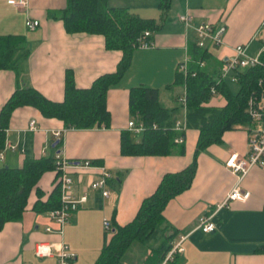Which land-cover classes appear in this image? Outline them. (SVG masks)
Listing matches in <instances>:
<instances>
[{
	"label": "crops",
	"instance_id": "obj_1",
	"mask_svg": "<svg viewBox=\"0 0 264 264\" xmlns=\"http://www.w3.org/2000/svg\"><path fill=\"white\" fill-rule=\"evenodd\" d=\"M8 1L0 0V35L24 37L29 50L24 76L49 100H63L68 71L78 88H86L100 75L116 70L122 52L107 49L103 35L66 31L57 15L66 0H25L24 7ZM159 3L160 0H107L109 7L127 8L159 24L158 29L150 32L153 46L135 49L129 68L109 89L108 126L67 129L61 120L46 118L32 106H21L12 112L5 144L13 145L14 149L3 150L0 167H20L26 158L52 155L54 133L60 132L59 150L63 157L90 160L110 172V195L103 197L100 191L89 187L99 175L98 169H69L73 195L85 193L86 202L72 213L62 232L57 231L59 226L49 211L28 209L20 220L5 223L0 229V264H58L55 249L61 243L75 253L71 264H94L107 239L103 219L110 220L112 229L131 221L162 176L184 169L194 158L196 170L190 187L170 199L163 211L165 219L178 231L174 244L179 241L183 248L164 264H264V165L249 169L239 182V187L249 193L246 200L222 204L238 181L237 175L225 165L226 159L233 152L244 156L248 151L245 128L224 131L221 142L207 146L196 156L199 131L188 127L183 147L178 146L172 154L120 152L121 133L128 131V121L137 120L130 113L129 89L140 84L156 88L160 105L172 110V121H185L186 111L179 102L184 87L174 82L179 63L189 53L191 41L195 42L194 27L205 22L226 25L223 44L208 51L214 63L220 64L232 56L236 45L245 46L247 54L256 56L261 50L257 33L264 20V0H170L165 11ZM181 15L191 18V27L185 26ZM27 19H36L39 25L29 30ZM20 80L13 70H0V110ZM208 104L220 107L225 99L217 94ZM30 121H34L36 129L29 128ZM130 134L133 141L141 139V134L140 137H135L132 131ZM52 177L53 172L46 173L42 186L48 188ZM201 216H210L214 231L205 233L197 228ZM47 227L51 230L47 231ZM39 242L53 244V255L37 257L34 247ZM135 244L139 243H133L128 250ZM136 250L138 257L124 264H142L150 252L142 244Z\"/></svg>",
	"mask_w": 264,
	"mask_h": 264
},
{
	"label": "trees",
	"instance_id": "obj_2",
	"mask_svg": "<svg viewBox=\"0 0 264 264\" xmlns=\"http://www.w3.org/2000/svg\"><path fill=\"white\" fill-rule=\"evenodd\" d=\"M170 0H160L165 11ZM68 33L101 34L107 49L120 50L122 57L114 72L97 77L86 88H78L70 71L66 73L64 98L51 101L32 87L25 78V61L29 50L22 35H0V70H13L20 83L0 110V150L4 148L6 129L12 112L21 106H32L46 118H57L67 129H91L106 127L110 121L107 107L109 89L117 84L129 68L137 39L145 31L158 29L154 19L142 18L124 7H109L107 0H66L65 7L57 14ZM190 62L188 73L177 71L174 84L185 87L186 119L188 128L199 131L195 156L213 143L222 140L226 130L238 125L251 127L246 112L248 99L260 92L259 79L264 74V50L258 57L259 65L236 69L230 76L215 85L221 63H214L210 52L189 44ZM204 61L200 67L198 62ZM212 68V69H211ZM195 73V75H194ZM225 99L223 106H211L210 88ZM180 102V101H179ZM182 105V103L180 102ZM183 106V105H182ZM130 113L142 121L146 129L139 141H133L130 131H123L120 152L123 155H169L183 143L174 141L179 135L171 119L172 110L163 108L158 90L140 84L129 89ZM153 124L156 127H153ZM264 124V116H263ZM62 139L54 146L61 148ZM181 151V150H180ZM196 170L195 158L191 164L178 172L165 173L156 189L142 200L134 218L122 226H115L107 233V239L94 264H124L123 257L133 243L145 245L149 254L142 264H162L173 248L178 231L165 219L164 208L170 199L188 189ZM53 172L49 187L41 184L43 176ZM60 206L59 173L55 170L53 155L26 158L20 167H0V229L9 221H18L23 213L32 209L51 211Z\"/></svg>",
	"mask_w": 264,
	"mask_h": 264
},
{
	"label": "built area",
	"instance_id": "obj_3",
	"mask_svg": "<svg viewBox=\"0 0 264 264\" xmlns=\"http://www.w3.org/2000/svg\"><path fill=\"white\" fill-rule=\"evenodd\" d=\"M11 5L17 7H24L27 5L25 0H9ZM180 20L185 24L186 27H191V18L187 15H181ZM39 25V21L36 19H27L26 27L29 30L35 29ZM195 30V43L199 48L209 51L211 48H218L223 44V37L226 32V25L224 23L214 26L212 23L205 22L200 23L194 27ZM150 32L145 31L136 41V48L146 49L153 46L150 40ZM257 36L261 41V50H264V20L261 22ZM259 55V54H258ZM258 55L251 56L247 54L246 48L243 45H236L233 47V55L221 61L220 73L216 77L215 85L219 84L226 78H231V81H236L235 76H230V74L236 69H242L246 67H252L261 64ZM189 53L186 55L185 59L179 63L178 71L182 72L184 75L188 73V66L190 62ZM200 67L205 65L204 61L198 62ZM195 75V73H194ZM215 85L210 88V93L212 96L219 94ZM258 85L260 86V92L258 97L251 95L248 99L246 112L251 118V127H245L238 125L237 128H245L248 132V151L246 155L240 156L233 152L226 159L225 165L232 170L233 173L237 175V183L228 193L226 200L222 203L227 204L229 200H246L249 196L247 191L242 190L239 187V182L245 176V174L254 166L264 165V74L259 79ZM179 101L182 103L185 109L186 95L185 87L182 95L179 97ZM174 128L180 132L174 139L177 143L184 142V133L186 130L185 121L177 120L174 123ZM128 130L135 134H141L145 131L146 125L142 121L130 120L127 123ZM155 128L156 125L153 124ZM30 129H36L34 121L29 123ZM54 136L56 140H60L61 133L55 132ZM6 148L14 149L11 144H5L4 148L0 150V159L3 158V150ZM55 170L59 173L60 182V206L54 210L49 211V216L55 223L58 224V232H62L64 225L70 219L72 213L87 200V195L85 193L80 196L73 195L72 192V180L68 175L69 169L81 168V169H98L99 175L96 179L92 180L89 187L92 190L100 191L103 197H109L110 189L108 187V179L111 177L110 172L103 166L96 167L91 163L90 160H68L61 155L60 150L53 152ZM103 228L106 233L112 230V225L110 220L103 219ZM197 228L205 233L214 231L215 225L211 221L210 216H201L197 223ZM47 231L51 228L47 227ZM181 242H176L173 248L167 253L162 264L173 259L175 253H179L183 250L180 246ZM54 245L48 242H39L34 247V252L37 257H48L53 255ZM58 264H71L72 260L75 258V253L71 252L67 245L64 243L60 244L58 249H55Z\"/></svg>",
	"mask_w": 264,
	"mask_h": 264
},
{
	"label": "rangeland",
	"instance_id": "obj_4",
	"mask_svg": "<svg viewBox=\"0 0 264 264\" xmlns=\"http://www.w3.org/2000/svg\"><path fill=\"white\" fill-rule=\"evenodd\" d=\"M135 134V133H134ZM135 137H140V134H135ZM136 246H133L130 250L127 251V253L124 255L123 257V263L132 261L133 259H135L136 257H138V252L136 250L137 245L139 244H135ZM139 247V246H138Z\"/></svg>",
	"mask_w": 264,
	"mask_h": 264
},
{
	"label": "water",
	"instance_id": "obj_5",
	"mask_svg": "<svg viewBox=\"0 0 264 264\" xmlns=\"http://www.w3.org/2000/svg\"><path fill=\"white\" fill-rule=\"evenodd\" d=\"M58 142V140H55V142H54V145L53 146H55V144Z\"/></svg>",
	"mask_w": 264,
	"mask_h": 264
}]
</instances>
